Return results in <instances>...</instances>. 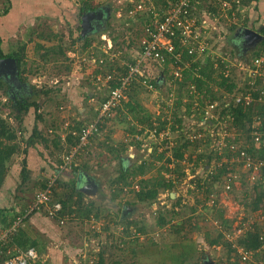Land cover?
Wrapping results in <instances>:
<instances>
[{"label":"rangeland","instance_id":"374dc122","mask_svg":"<svg viewBox=\"0 0 264 264\" xmlns=\"http://www.w3.org/2000/svg\"><path fill=\"white\" fill-rule=\"evenodd\" d=\"M85 1L106 10L99 11L104 18L102 25L93 32L84 31V38H79L80 7ZM157 3L163 4L162 0ZM257 3V10L248 14L253 15L254 21L249 23L254 27L246 26L254 30L264 25L262 6L258 8L264 0ZM130 5L129 0H0V46L4 53L23 50L24 62L21 66L17 63L22 73L16 80L26 87L12 98L6 90L10 77L0 74V117L18 129L19 139L17 152L7 162L0 208L21 210L32 202L44 182L58 174L53 199L66 202L63 208L68 218L61 224L42 210L43 214H32L27 219L25 228L31 238L37 239L36 247L42 253L41 261L33 264H92L101 253L105 264H175L171 255L183 252L187 256L184 264H238L233 244H241L249 225L258 232L264 229V219L259 217L260 212L264 213V179L251 181L243 172L246 169L237 164H223L210 173L212 167L207 161L217 155L215 134L210 128L211 137L208 134L200 141L198 132L203 120L199 113L204 99L215 96L219 101L226 95L218 77L204 89L200 101L194 87L182 86L183 80L173 76L172 63H152L151 79L161 74L164 78L156 90L137 83L136 97L152 124L144 126L133 118L125 106L127 97L80 149L74 158L76 165L67 174L56 171L79 142L80 127L97 115L101 99L108 92L105 73L123 72L140 49L144 20L139 14L129 16ZM7 7L10 10L5 13ZM203 16H208L207 6ZM221 18H209L217 26L207 34L210 51L229 57L235 65L248 63L257 51L264 55L263 40L254 49L241 53L236 33L239 27L231 30L230 21ZM86 37L90 45L83 48ZM113 51L116 56L110 57ZM210 51L197 55V59L207 62ZM239 73L234 67L229 75L235 82L238 80L237 94L248 85V78ZM23 96L38 103L39 108L31 106L28 113L21 112L18 102ZM17 115L23 117L22 121ZM177 118H181V124L176 123ZM36 124L40 153L32 159L33 170L23 182L21 139L29 138ZM223 126L226 128L227 123L223 122ZM187 141V147L182 148L183 158H177L174 149ZM41 160L46 161V167L41 166ZM143 162L142 172L131 173L127 181H116L121 168L129 170ZM231 173L237 178L227 189L226 179ZM79 174L92 178L97 185L94 193L81 190L84 180ZM160 181L172 182L173 187L161 188L154 200L137 199L141 190L153 189ZM77 191L84 194L81 206ZM160 216L166 219L163 226L158 225ZM216 239L218 242H211ZM256 259L264 261V253Z\"/></svg>","mask_w":264,"mask_h":264},{"label":"built area","instance_id":"2783aa9c","mask_svg":"<svg viewBox=\"0 0 264 264\" xmlns=\"http://www.w3.org/2000/svg\"><path fill=\"white\" fill-rule=\"evenodd\" d=\"M131 5L128 8L129 16L135 18L137 14H148L151 17L150 23L145 26V35L140 39V49L134 56L132 62L128 63V70L126 73L116 74L115 71L108 73L104 76L106 84H109L110 80L117 78L120 82L118 86L112 87L108 93V98L105 101H101L97 108V115L93 121H89L80 127L78 133L79 142L72 146L67 155L64 156L63 162L59 165V172L69 170L76 165L74 162L75 156L80 152V149L86 145L90 138L99 132L100 127L111 112L127 98L126 91L133 80H138L140 84L144 85L149 90H156V84L150 77L149 66L158 64L160 66L167 65L168 58L175 60L176 65H173L174 69L172 73L177 79L182 78L183 67L177 64L181 61L182 52L177 51L175 45V39H179V43L182 45L190 46V52L193 50H200L201 52H207L209 41L207 40V34L211 30H215L217 26L212 25L209 22V18L222 17L231 24H238V27L243 26V23L249 16L250 10L254 9L255 0H210L214 3L221 14L218 15L215 12L208 10V16H203V13L198 11L193 4V0H162L167 4L166 9L160 10L157 0H129ZM201 3L198 1V4ZM221 18V19H222ZM110 57L116 56L115 51ZM110 55V53H109ZM226 60V59H225ZM223 60V61H225ZM101 58L100 62H103ZM174 62V63H175ZM227 70H225V76L228 77L232 74L234 67H237L240 71L239 74H244L248 79L247 87L240 90L235 97L236 106H249L253 101L264 103V55H259L250 58L249 62L235 64H227ZM100 79V77H98ZM238 83V80H237ZM194 87V86H192ZM220 100L214 99L207 102L202 107L203 112V125L208 130L211 128L215 134L216 141V154L221 158H215L214 163L210 165V173H214L217 167L223 164H237L246 170L247 178L251 181H255L262 178V168L264 166V155L249 154L245 148L237 151L238 145L230 139H234L233 132L229 131L223 126V122L220 121L219 110ZM226 105L229 104L225 103ZM263 123V117L257 114L252 121V128L254 130L255 141L262 139V132L259 127ZM209 133V136L211 137ZM213 136V135H212ZM198 137L203 138L204 135L198 132ZM229 139V140H227ZM237 151V155L227 156L226 153ZM226 165V166H227ZM239 166V167H240ZM262 175V176H261ZM58 174L50 177L45 183L44 187L40 188L33 197L32 202L24 210V215L19 216L17 221L9 228L5 229L0 234V246H5L9 241V237L13 231L19 226L26 216L37 211L46 210V215L51 218H56L63 224L68 218L65 214L63 203L61 201L54 200V190L57 185ZM237 178L235 173L227 175L226 188L230 189L233 179ZM257 179V181H258ZM264 206V205H263ZM260 218L264 219V213L260 212ZM249 230L254 226L249 225ZM245 227V226H244ZM242 229H238V233L241 235ZM259 239L261 244L259 247L248 248L242 244H233V247L237 251L239 264H264V261H257L256 256L259 253H264V229L259 232ZM9 257L4 261V264H33L37 263L42 254L35 246L28 247L27 249H16V252L8 250Z\"/></svg>","mask_w":264,"mask_h":264},{"label":"trees","instance_id":"16d2710c","mask_svg":"<svg viewBox=\"0 0 264 264\" xmlns=\"http://www.w3.org/2000/svg\"><path fill=\"white\" fill-rule=\"evenodd\" d=\"M198 1L201 3L198 4ZM255 1L257 2L259 0H255ZM193 4L196 6L198 11L201 12V14L203 11H205L206 6H207V10H211L218 15L221 14V11L219 10V8L216 5H214V3L210 2V0H193ZM165 6H167V4L165 2H163V4H161V6L159 5L160 10L163 11V9H166ZM97 8L98 7L93 5V3L91 1H85L83 3V5L80 7L81 25L78 27V29L80 30L79 38H82V37L84 38V36L82 35V33H84V31H85V27H83V23H82L83 22L82 21L83 16H85L88 13V11L95 10ZM9 10H10L9 7H7L4 10V12L8 13ZM139 15H141L142 19L144 20V22H143L144 23L143 24L144 25L143 26V34L141 36V38H142L145 35V26H147L146 24L150 23L151 17L146 13H144V14L140 13ZM248 17L245 20V22L243 23V26L250 25V26L254 27V24L249 23L251 20L254 21V19H252L253 15H250ZM222 20L227 21L224 18H222ZM247 22H248V24H247ZM238 26H239L238 24H231L229 26V28L231 30H234V29L238 28ZM256 31H259L264 36V25L259 30L257 29ZM262 43L264 44V39H263ZM0 44H1V40H0ZM87 45H90V41H89L88 37H86V40L82 44V47L85 48ZM175 45L177 47V51L182 52L181 61H179L177 63L183 67V69H182V75H183L182 77L183 78H181L183 81L180 82L182 84V86H184L185 84L187 85V87L194 86L195 91L200 95L199 99L201 101V99L204 97L203 96L204 89H206V87H208L211 82H215L216 78L218 77L220 79V81L217 80V82H218L220 88H224L225 93H226V95H223V97H221L219 99L220 103H221L220 106H222V108L219 110L220 121L227 123L226 128L228 130H234L235 131V135H234L235 137H234V139H230V141H232L238 145L237 151H239V149L245 148L246 151L249 152V154H252V155L259 154L261 156L264 155V103H259L257 101H253L249 106H239V105L236 106L235 105V97L237 96L235 89L237 87V85H236L237 81L235 82L232 77H229V76L226 77L225 76V70H227L226 65L233 63L231 61V59L227 56H222V55H220L221 57H219L216 55V52L214 53V51L211 50L210 53L207 54V57H208L207 62L205 60L204 61L205 63H202L199 59H197V55L199 56L201 54H205V52L203 53L200 50H196V51L193 50V52H190L191 47L188 45H182L181 43H179L178 38L175 39ZM241 53H243V51H241ZM261 54H262L261 51H257V52H255L254 55L259 56ZM5 57L16 58L19 66H21L22 62H24V53H23L22 49L11 51L9 53H4L1 46H0V59L5 58ZM223 60H225V61H223ZM174 62H175V60L172 58H170V59L168 58V60H167V64L172 63L173 65H176V62L175 63ZM216 63H218L219 66H216ZM127 70H128V66H126V68L123 69V72H119V73L124 74L127 72ZM152 71H153V68H152ZM111 72L112 71H109V72H106L105 74L107 75L108 73H111ZM21 73H22V70H20V74ZM119 73H116V74L118 75ZM161 75L159 77H153L152 78L154 84H156V85L159 84V81H161L164 78V75L163 74H161ZM173 76H174V74H173ZM137 83L140 84V82L135 79L132 81V83L128 87L126 94H127V97L128 98L130 97V98L128 101L125 102V106L128 107L129 113L132 114L133 118L135 120L139 121L140 124H142L144 126H146L145 124L151 125L152 120L150 119V115H148L146 113V111H144V108L141 107L139 101L136 98L137 97V86H139V85H137ZM119 84H120V82L117 78L110 80L109 84H107L108 92L104 97H102L101 101H105L108 98V93H109L110 89L112 87L118 86ZM2 87H3V85L0 81V88H2ZM230 95H232V96H230ZM216 98L217 97L212 96L211 99H206V100L204 99L202 102H200V105L204 107L207 104V102L213 101ZM122 101H124V100H122ZM178 102H180V99H178ZM228 102H229V104L226 105L225 103H228ZM31 106H34L36 109L39 108L38 103H36L34 101V102H26L23 104L20 103L19 109L21 112L28 113L29 108ZM120 112H122V111H120ZM257 114H259L263 117V123L260 125V127L258 129V130H260V132H262V139L258 142L255 141L254 134H253L254 130L252 128L253 118ZM16 117H20V115H17ZM202 117H203V112L201 111V113H199L200 120H202ZM108 118H109V116L106 118L103 125H105ZM22 119H23V117L21 116L20 119H18V120L22 121ZM176 123L181 124V118H177ZM37 125L38 124H36L34 126L33 133L29 138L25 139L24 137H22V139H21V141L24 144L23 152H24L25 156H26L27 152L29 151V149L37 146V141L35 138L36 136H38V133H39V129H38ZM164 125L165 124H163L162 126H164ZM201 127L202 128H200L199 132H201L204 135V137L207 136L209 134V130L204 128V126H201ZM172 128L176 129V126L172 125ZM16 131L18 132V129L16 130L15 128H12L11 125L9 123H7L4 118L0 117V189L4 183L5 176L7 174V169H8L7 162L11 159V157L14 155V153L17 152V150H18L17 148H19V144H18L19 139L17 138L18 133ZM227 140H229V139H227ZM200 141H203L202 138H200ZM189 142L190 141H187L186 143H184L183 146H178L174 149V154L177 158H183L185 151L182 148L187 147ZM248 142H250L251 144L249 145ZM116 151H118V150L116 149ZM237 151H232L231 153L227 152L226 155L229 157L232 156V154L237 155ZM25 156H24V160H23V167L21 169L22 176H23V182L28 180L30 177V168H28L27 159ZM215 158L220 159L221 157L216 155V157H214V159ZM214 159L212 160V158H211V160L207 161V163L208 164L210 163L209 165H212L214 163ZM144 167H145V162H143L141 164H137V165L135 164L129 170L121 168L119 177H118V179H116V181H118V180L120 181L123 179H124V181H127V177L131 173L136 174L138 171L142 172ZM58 170H59V166H58ZM74 170L76 171L77 167H75ZM263 174H264V166L262 168V175ZM258 181H260V179H258ZM45 183H43V185H42L43 187H44ZM171 187H173L172 182L167 183V182L160 181L158 186H156L153 189H148L146 191L141 190L137 194L136 197H137V199L142 200V201H146V200L151 201L157 197L161 188L168 189ZM77 195H78V201L77 202H78L79 206H81V201L83 199L84 194L81 191H77ZM63 203H64V207H65L66 202L64 200H63ZM29 205H30V203L28 202L27 205H25L19 211H16L15 208L11 209L13 211L7 210L4 208H0V234L5 229L11 227L17 221L19 216L24 215V210L26 208H28ZM256 206H257V203H256ZM256 206H255V208H256ZM90 213H91V209L88 210V214H90ZM32 214H30L29 216H26L23 219V221L19 224V226L16 228V230L12 232V234L9 237L10 239L7 242V244L5 246L4 245L0 246V262L4 263L5 259L7 257H9L8 250L12 249L15 244L18 246V248H21V249H27L28 247H31V246H35V247L38 246L37 239L31 238L27 228H25V225H24L26 223L27 219H29V217ZM165 223H166V219L163 216H160L158 219V225L163 226V225H165ZM139 230L143 231L144 229L140 228ZM211 242L216 243V242H218V239L212 240ZM241 244L248 247V248H255V249L260 246L261 241L259 239V232L256 230V228L249 230V232L245 235V237H243L241 239ZM37 249L39 250V252L41 254V249H39V248H37ZM12 250L14 253L16 252V250H14V248ZM171 258L175 259V262H176L175 264H184L185 260L187 259L186 252H183L181 254H172ZM40 261H41V259H40ZM237 262H238V260H237ZM93 263L94 264H105L103 254L102 253L100 254V258L97 260L96 263L94 261H92V264ZM198 264H200V263L198 262Z\"/></svg>","mask_w":264,"mask_h":264},{"label":"water","instance_id":"95a60500","mask_svg":"<svg viewBox=\"0 0 264 264\" xmlns=\"http://www.w3.org/2000/svg\"><path fill=\"white\" fill-rule=\"evenodd\" d=\"M239 30V31H238ZM236 32L237 37L242 33V36L239 37V41L241 42V48L243 50L254 49L259 42H261L264 38L263 34L259 31H256L249 27H239ZM247 59V58H246ZM18 66L17 60L14 57H5L0 59V74L5 75L7 78L10 77L9 80H16L18 78ZM91 185V186H89ZM97 189V185L94 183L92 178L88 175H84V182L82 184L81 190L83 192L91 191L95 192Z\"/></svg>","mask_w":264,"mask_h":264},{"label":"flooded vegetation","instance_id":"af4514ba","mask_svg":"<svg viewBox=\"0 0 264 264\" xmlns=\"http://www.w3.org/2000/svg\"><path fill=\"white\" fill-rule=\"evenodd\" d=\"M102 9L106 10L105 7H101L99 9L97 8L95 10L88 11L89 13H87L85 16H83V20H82L83 22L82 23H83V27H85V31L93 32L99 28V25H102L101 23H102V21H104V18L102 15L99 14V11H100V13H102ZM241 36H242V33L239 34V37H241ZM1 77L7 78L3 74L1 75ZM11 81H12V83H11ZM11 81H7L6 90H8V93L12 98H14L15 95H18V93L26 90V87L24 84H22L20 82L18 83L17 80H11ZM20 97L21 96H19L18 98H20ZM23 97L24 98H21L19 100L18 104H20V103L23 104V103L29 102L25 96H23Z\"/></svg>","mask_w":264,"mask_h":264},{"label":"crops","instance_id":"0c3cea01","mask_svg":"<svg viewBox=\"0 0 264 264\" xmlns=\"http://www.w3.org/2000/svg\"><path fill=\"white\" fill-rule=\"evenodd\" d=\"M258 2V1H257ZM256 2V4H255V6H254V8L257 10V3ZM262 3V0H260V4ZM261 6H262V12H264V3H262V5H259V7L258 8H261ZM38 145V144H37ZM38 152L40 153V149H39V147L38 146H36V147H34V148H31V149H29V151L27 152V154H26V156H25V154H24V156L26 157V159H27V164H29V166L30 167H28V168H30V170H33L32 169V167H31V161H32V159H36V156H37V154H38ZM42 162H41V166L42 167H46L47 166V164H46V161H43V160H41ZM59 166V165H58ZM58 166L56 167V171L58 172L59 170H58ZM67 170H64V171H62V173L63 174H67ZM42 173H44V172H42ZM79 175H81V176H83V180H84V175L85 174H79ZM47 180V179H46ZM45 183V182H44ZM43 214L44 212L43 211H37V212H35V213H33V215L34 214ZM46 219H48V217H45ZM50 219H48V221H49Z\"/></svg>","mask_w":264,"mask_h":264},{"label":"clouds","instance_id":"9594fccd","mask_svg":"<svg viewBox=\"0 0 264 264\" xmlns=\"http://www.w3.org/2000/svg\"><path fill=\"white\" fill-rule=\"evenodd\" d=\"M37 248V247H36ZM39 251V250H38ZM42 254V253H41Z\"/></svg>","mask_w":264,"mask_h":264}]
</instances>
